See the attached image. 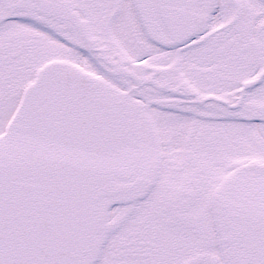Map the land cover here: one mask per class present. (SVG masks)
Returning a JSON list of instances; mask_svg holds the SVG:
<instances>
[{"label": "snow or ice", "instance_id": "6c2138e0", "mask_svg": "<svg viewBox=\"0 0 264 264\" xmlns=\"http://www.w3.org/2000/svg\"><path fill=\"white\" fill-rule=\"evenodd\" d=\"M0 264H264V0H0Z\"/></svg>", "mask_w": 264, "mask_h": 264}]
</instances>
